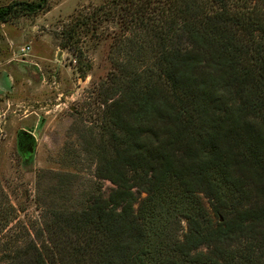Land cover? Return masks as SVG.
<instances>
[{"label":"trees","instance_id":"16d2710c","mask_svg":"<svg viewBox=\"0 0 264 264\" xmlns=\"http://www.w3.org/2000/svg\"><path fill=\"white\" fill-rule=\"evenodd\" d=\"M44 1L0 6V23ZM113 1L122 58L95 153L116 188L2 237L0 264H264V0ZM180 216L182 239L154 259Z\"/></svg>","mask_w":264,"mask_h":264},{"label":"rangeland","instance_id":"374dc122","mask_svg":"<svg viewBox=\"0 0 264 264\" xmlns=\"http://www.w3.org/2000/svg\"><path fill=\"white\" fill-rule=\"evenodd\" d=\"M14 1L39 2L0 6ZM122 36L113 0H45L35 13L0 23V245L23 226L43 228L51 213L68 215L116 188L97 176L95 150L104 142V89L118 72ZM21 135L31 136L28 149ZM132 190L137 209L146 194ZM198 196L217 225L211 200ZM168 228L161 244L152 240L156 260L182 239L187 221L174 217Z\"/></svg>","mask_w":264,"mask_h":264}]
</instances>
